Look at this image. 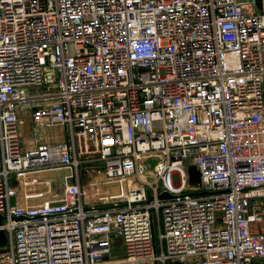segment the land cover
<instances>
[{
	"label": "built area",
	"instance_id": "obj_1",
	"mask_svg": "<svg viewBox=\"0 0 264 264\" xmlns=\"http://www.w3.org/2000/svg\"><path fill=\"white\" fill-rule=\"evenodd\" d=\"M0 215V264L264 261V0H0Z\"/></svg>",
	"mask_w": 264,
	"mask_h": 264
},
{
	"label": "rangeland",
	"instance_id": "obj_2",
	"mask_svg": "<svg viewBox=\"0 0 264 264\" xmlns=\"http://www.w3.org/2000/svg\"><path fill=\"white\" fill-rule=\"evenodd\" d=\"M188 170L192 183H195L194 166L189 165ZM52 178L51 175L44 176V173L33 174L27 180L12 178L11 193L16 203L23 206L28 205L31 209L56 204L57 191ZM82 184L89 200L98 204L123 199L127 189L126 179H109L98 169L91 174H85ZM260 264H264V261Z\"/></svg>",
	"mask_w": 264,
	"mask_h": 264
},
{
	"label": "water",
	"instance_id": "obj_3",
	"mask_svg": "<svg viewBox=\"0 0 264 264\" xmlns=\"http://www.w3.org/2000/svg\"><path fill=\"white\" fill-rule=\"evenodd\" d=\"M170 196V194L169 193H167V192H163V193H161L160 194V198H163V197H169ZM151 197H149V199H150ZM1 215H0V222H1ZM19 219H21L22 217H18ZM6 241H7V237H6V235H5V233H4V231L3 230H0V246H3L5 243H6Z\"/></svg>",
	"mask_w": 264,
	"mask_h": 264
}]
</instances>
